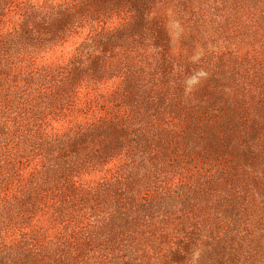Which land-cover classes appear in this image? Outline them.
Segmentation results:
<instances>
[{
	"label": "rangeland",
	"instance_id": "1",
	"mask_svg": "<svg viewBox=\"0 0 264 264\" xmlns=\"http://www.w3.org/2000/svg\"><path fill=\"white\" fill-rule=\"evenodd\" d=\"M0 264H264V0H0Z\"/></svg>",
	"mask_w": 264,
	"mask_h": 264
}]
</instances>
